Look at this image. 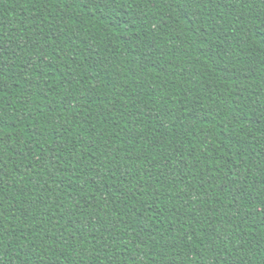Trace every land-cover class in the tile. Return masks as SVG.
I'll use <instances>...</instances> for the list:
<instances>
[{"label": "trees", "instance_id": "1", "mask_svg": "<svg viewBox=\"0 0 264 264\" xmlns=\"http://www.w3.org/2000/svg\"><path fill=\"white\" fill-rule=\"evenodd\" d=\"M0 264H264V0H0Z\"/></svg>", "mask_w": 264, "mask_h": 264}]
</instances>
